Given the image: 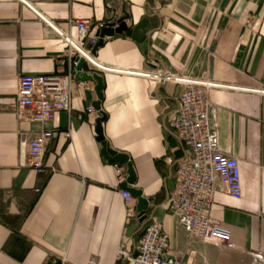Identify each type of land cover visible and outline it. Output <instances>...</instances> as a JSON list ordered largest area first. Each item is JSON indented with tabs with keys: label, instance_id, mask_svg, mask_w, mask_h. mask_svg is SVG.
I'll list each match as a JSON object with an SVG mask.
<instances>
[{
	"label": "crops",
	"instance_id": "crops-1",
	"mask_svg": "<svg viewBox=\"0 0 264 264\" xmlns=\"http://www.w3.org/2000/svg\"><path fill=\"white\" fill-rule=\"evenodd\" d=\"M25 1L30 5L0 0V264H90L93 259L126 264L117 261L121 242L135 246L152 219L163 224L172 250L185 263L245 264L251 255L264 258V94L209 91L220 147L240 160L242 197L230 195L217 177L212 204L213 216L231 228L234 247L190 236L168 209L174 177L165 156L181 157L183 144L165 125L181 85L156 86L146 77L85 63L87 73L103 78V120L87 113L98 99L95 80L75 79L73 110L58 112L52 122L22 120L13 107L21 74L69 69L63 58L66 41L36 11L62 28L71 19L96 23L116 11L127 14V29L108 36L96 51L105 66L166 68L264 89V0ZM99 124L108 147L129 157L134 184L119 183V162L102 154ZM43 128L56 134L45 153L47 169L38 174L28 153L30 140ZM126 187L141 193L137 204L146 215L136 229L121 196Z\"/></svg>",
	"mask_w": 264,
	"mask_h": 264
},
{
	"label": "built area",
	"instance_id": "built-area-1",
	"mask_svg": "<svg viewBox=\"0 0 264 264\" xmlns=\"http://www.w3.org/2000/svg\"><path fill=\"white\" fill-rule=\"evenodd\" d=\"M21 1L30 5L25 0ZM36 12L66 41L63 58L69 60V69L64 73L21 74L16 101L13 104L17 116L22 120L45 124L54 121L60 111L71 112L72 83L76 79V67L81 59L104 72L146 77L156 86L166 83L181 85L182 91L177 98L176 107L172 111L170 121L165 125V129L175 134L183 144L181 157L175 158L171 154L165 156L166 163L172 167L174 177V186L167 193L168 209L177 216L190 236L234 247L231 228L213 216L212 204L217 177L225 184L230 195L235 198L242 197L240 160L220 147L219 132L212 119L209 91L212 88H227L264 94V89L244 88L194 78L173 73L166 68L131 71L105 66L97 60L93 50L101 39L99 32L103 28L119 26L118 20L122 16L120 11L114 12L111 19L96 23L91 20L71 19L67 28L60 27ZM107 37L104 36L103 40ZM82 84L83 82H80V85ZM87 113L99 120H103L106 115L104 109H97L93 105L88 106ZM55 134V130L43 128L30 140L28 162L38 174L47 169L45 153ZM65 135L71 137V131H65ZM115 167L119 183H127L128 169L119 163H115ZM121 196L127 204V217L131 219V224L139 225L140 219L145 218L141 202L137 204V199L141 201L140 198L134 197L127 187L121 190ZM117 261L126 264H189L183 262L172 250L170 235L157 219H152L141 230L138 242L132 248L126 240L121 242ZM90 264L97 262L93 259Z\"/></svg>",
	"mask_w": 264,
	"mask_h": 264
},
{
	"label": "water",
	"instance_id": "water-1",
	"mask_svg": "<svg viewBox=\"0 0 264 264\" xmlns=\"http://www.w3.org/2000/svg\"><path fill=\"white\" fill-rule=\"evenodd\" d=\"M125 18H128V15L125 14L123 15L119 20V26L116 28L113 27H107V28H103L99 34L101 36V39L99 40V42L97 43V45L95 46L93 52L96 53V51L98 50V48L100 46H102L104 44V36H114L116 33H122L123 31H125L127 29V25L124 21ZM85 61L83 59L80 60L79 64L77 65L76 69H77V73H76V79L81 80V81H93L95 80L97 82L96 84V91L98 94V99L94 102V106L99 109L101 108V104L103 101V89H104V83H103V78L98 75V74H93L90 75L89 73H87L85 70ZM98 134H99V140L102 141V145H103V149H102V154L109 160L112 162H119L121 164H126L128 167V180H127V184H134L136 181V174H135V170L133 169V165L131 163V161H129V157L126 154L123 153H119L116 150L110 149L108 147V142L106 141L104 134H103V128L101 126V124H99L98 126ZM133 194L134 197H138L141 200V193L139 191H137L136 189L133 188H129ZM143 218L140 219V221H142ZM137 224H133V229L137 228Z\"/></svg>",
	"mask_w": 264,
	"mask_h": 264
},
{
	"label": "rangeland",
	"instance_id": "rangeland-1",
	"mask_svg": "<svg viewBox=\"0 0 264 264\" xmlns=\"http://www.w3.org/2000/svg\"><path fill=\"white\" fill-rule=\"evenodd\" d=\"M245 264H264V258L258 255H251Z\"/></svg>",
	"mask_w": 264,
	"mask_h": 264
}]
</instances>
